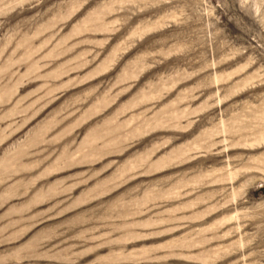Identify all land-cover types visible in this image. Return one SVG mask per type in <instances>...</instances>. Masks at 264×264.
<instances>
[{"label":"rangeland","instance_id":"obj_1","mask_svg":"<svg viewBox=\"0 0 264 264\" xmlns=\"http://www.w3.org/2000/svg\"><path fill=\"white\" fill-rule=\"evenodd\" d=\"M0 264H264V0H0Z\"/></svg>","mask_w":264,"mask_h":264}]
</instances>
